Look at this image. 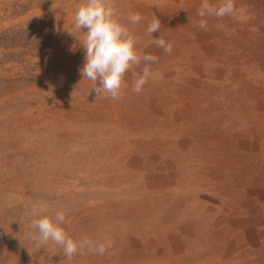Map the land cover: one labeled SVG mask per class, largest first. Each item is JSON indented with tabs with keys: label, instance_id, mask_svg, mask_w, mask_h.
<instances>
[{
	"label": "rangeland",
	"instance_id": "374dc122",
	"mask_svg": "<svg viewBox=\"0 0 264 264\" xmlns=\"http://www.w3.org/2000/svg\"><path fill=\"white\" fill-rule=\"evenodd\" d=\"M150 1L155 3L156 0ZM81 2L0 0V264H128L129 259L135 255L131 250L130 239L140 234V227L158 233L160 226H164L177 233L186 219L196 225L195 219H199L200 215V223L209 229L213 217L222 212L220 209L214 216L208 213L212 195L223 200L220 206L227 208L231 206L232 200L241 201L245 196L250 197L249 189L254 188L250 181L253 176L245 179L239 175L243 186L240 189L248 190L245 193L239 191V196H236L238 199L221 194L223 189H236L232 177L240 171L243 161L236 167L230 165L224 168V179L221 181L209 176L212 168L210 161H215V158L208 149L220 151V145L213 146L208 135H197V153L189 155L194 160L196 175L202 169L201 172L205 174L201 181L209 182L197 190L196 195H206L201 213L195 212L196 203L193 202L185 210L173 212L181 199L189 197L183 190L180 191V186L172 187L168 193L152 192L144 182L136 180L140 174L138 170L116 167L118 157L113 151L116 145H125L132 139L148 141L151 138L148 132L142 135L133 132V127H129L131 121L142 124L148 118L147 124L150 126L155 119L146 111L156 110L148 107L151 100L144 95V86L139 92L131 90L132 81L122 86V97L117 100L123 111L119 118L105 110L98 111L104 112L101 119L93 116L97 105L113 99L108 95L96 94L87 78L81 80L78 69L83 65V58L68 56V50L78 46L77 38L82 37L83 29H65L63 22L75 13ZM111 3L125 4V0H111ZM260 8L264 9V3L260 4ZM247 15L245 13V17ZM250 15H256L262 21V13L253 10ZM245 44V49L253 52L260 48L247 39ZM153 76L151 87L157 83L155 79L160 77V72ZM207 90L203 88L199 91L203 92L200 95L203 100L199 101L200 106L196 111H204L202 115L209 120L211 116H218V112L211 113L217 102L222 103L225 111H232L234 104L236 109L246 106L242 99L234 103L231 95H222L215 100ZM154 93L157 105L160 106L159 94ZM259 98L264 100V97ZM158 109L179 111L167 105ZM131 111L142 113L134 118ZM256 113L255 117L264 120V110ZM248 116H239L243 130L249 124ZM229 124L227 122V126ZM227 134L232 136L233 133ZM243 138L251 140L242 131L235 143L229 146L234 152L230 157H225L227 161L241 158L238 145ZM187 155L185 163L190 165ZM254 169L253 174L258 176L261 168L255 166ZM184 175L189 177L190 174L186 171ZM150 203L155 204L154 210L147 206ZM34 204L37 205L36 213L32 212ZM39 204L46 207L41 210ZM61 209L65 211L66 217V222L61 226L69 236L76 241L88 238L94 244L104 243L105 252L97 253L86 246L69 259L65 257L60 245L52 241L41 243L36 229L31 225L32 219L39 215L54 217L56 211ZM243 209L248 215L254 212L253 216L261 211H258L257 205H244ZM134 210L135 216L131 217ZM256 228L257 241L240 242L239 251H232V243H237V235L229 232V241L216 247L217 262L214 264L235 261L248 264L243 251L247 257L250 255L253 264H264V214ZM200 233L199 241L206 237V240L211 239L210 235L203 236V229ZM194 241L196 243V239Z\"/></svg>",
	"mask_w": 264,
	"mask_h": 264
},
{
	"label": "bare ground",
	"instance_id": "6f19581e",
	"mask_svg": "<svg viewBox=\"0 0 264 264\" xmlns=\"http://www.w3.org/2000/svg\"><path fill=\"white\" fill-rule=\"evenodd\" d=\"M208 2L213 6H219L223 0H208ZM232 3L233 12L230 15L223 17L206 15L203 17L207 22L206 28H200L198 24L201 19L198 15L201 10V0H156L155 3L150 0H125V4L112 5L119 14L120 22L126 25L136 37L137 50L141 54L150 53L158 57L155 63L150 64L152 75L144 85L143 91L144 95L151 100L148 107L156 110L146 112H150L149 116L155 120H152L150 126L147 124L148 118H146L147 122L142 124L132 120L129 125V127H133V132L139 135L148 132L151 138H148V141H143L140 138L132 139L125 145L115 144L113 151L118 157L116 167L125 166V168L138 170L140 174L136 180L144 182L147 189L152 192L165 191L168 193L172 187L180 186V191L183 190L189 197L181 199L173 212L178 213L185 210L193 202L196 203L195 212L201 213L206 195L204 193L196 195L197 190L201 185H206L209 182L201 181L205 174V172H201L202 169L199 170L198 176L196 175L194 160L189 155L197 153L195 148L197 135H208L213 146L220 145V151H214V148L208 149L215 158V161H210L212 168L210 167L209 176L212 175L217 181H221L224 179V168H229L230 165L236 167L243 161L242 167L244 168L240 167L239 171L241 173L235 172L237 175L230 176L234 178L233 183L236 189L234 191H224L223 189L221 194L224 197L225 195L236 197L239 196V191L245 193L248 190L240 189L243 186L239 175L245 179L253 176L250 181L254 187L249 189L250 197L245 196L241 201L232 200V207L226 206L227 208L220 206L221 202L224 203L223 200L216 199L213 197L215 195H212L208 213H213L214 216L220 209L222 212L213 217L209 229L201 224L200 215L199 219L197 217L195 219L196 225L190 219L183 220L180 232L177 233L171 232L164 226H160L158 233L155 230H144L143 227H140V234H134L135 236L130 239L131 250L135 255H133V259L128 258V264H214L217 262L216 251L218 250L216 249L223 242L229 241V232L237 235L238 244L235 241L232 243V251L239 249L240 242L257 241L256 226L264 214V120L255 117L256 111L264 110V100L258 99V97H264V86H262L264 84V9L260 8V4L264 3V0H232ZM253 10L258 14L262 13V21L256 15H250ZM130 12L141 14L142 19L138 24H131L127 20ZM245 13L248 14L247 17H245ZM73 16L74 13L70 14V18L63 22L65 29H74L72 27ZM154 18L160 21V29L153 32L152 36L146 32V28ZM159 36L172 43L171 52L166 53L152 43L153 37L159 38ZM246 39L259 45L260 48L255 52L246 50ZM72 55L83 58V49L79 44L77 47H73V50H68V56ZM142 66L143 61L140 67L135 68L134 71L139 72ZM130 72L126 73V84L133 81L132 72ZM157 72H160V77L155 79L157 83L151 87L154 83L151 78H154L153 75ZM88 82L90 86H97L92 81ZM203 88H208L207 92H210L215 100L222 95H231L233 99H230L234 100V103H238L239 99H242L246 106L236 109L234 104L231 107L232 111H225L222 103L217 102L211 113L218 112V116H211V120H209L202 115L204 111H196L198 105L200 106L199 101L203 100L200 96L203 92H199ZM154 92L159 94L161 107L167 105V107L177 108L179 111H163L164 108L159 110L160 106L157 105V97ZM121 97L119 96V98ZM117 100L113 99L97 105V111L95 114L93 113V116L101 119L104 112L98 113V111L105 110L115 118H119L123 111H121L120 101ZM162 100H165L164 103ZM246 111L253 113L248 114ZM141 113L142 111L137 113L131 111L134 118ZM242 114L249 115V124L244 130L241 129L239 121V116L241 117ZM227 122H230L229 126H227ZM242 131L248 134L251 140L243 138V141L238 145L240 159L227 161L225 157L234 152L229 146L235 143L236 137ZM227 132L233 133L232 136H228ZM186 155L189 157L190 165L185 163ZM255 166L261 168L258 176L253 174ZM186 171L187 174H190L189 177L184 175ZM206 174L208 175V173ZM236 199L238 198L236 197ZM244 205L245 207L257 205L258 211L261 209L257 213L259 216H253L254 212L252 211L249 215L245 214ZM147 206L151 210L155 209L153 203L147 204ZM130 216H135V210ZM198 222H201V227ZM202 229L203 236L210 235V240H206V237L199 241ZM192 241L194 242L192 243ZM243 253L247 263L253 264L250 255L247 257L246 252L243 251ZM243 253L242 259H244ZM228 264L240 263L235 261Z\"/></svg>",
	"mask_w": 264,
	"mask_h": 264
},
{
	"label": "clouds",
	"instance_id": "9594fccd",
	"mask_svg": "<svg viewBox=\"0 0 264 264\" xmlns=\"http://www.w3.org/2000/svg\"><path fill=\"white\" fill-rule=\"evenodd\" d=\"M232 12V0H223L219 6L211 5L208 0H201V10L198 12L201 17L198 21L199 27L206 28L207 22L203 19L206 15L223 17ZM118 15L111 0H82L75 10L72 25L76 30L84 29L82 37H76L79 46L83 49L84 62L78 69L81 80L87 78L92 81L97 85L93 89L96 94L108 95L112 99H118L121 95L122 86L126 84L124 77L129 71H132L135 77L131 90L141 91L152 75L150 64L158 59L156 55L141 54L137 50L136 37L120 22ZM141 19L139 12H130L127 16L131 24H138ZM159 29L160 21L154 18L148 23L146 32L152 35ZM152 43L166 53L171 52L172 43L160 36L153 37ZM142 61L143 66L140 71H134L135 68L140 67ZM45 207L44 204H39L41 210ZM32 212H37L36 204L33 205ZM65 222V211L61 209L56 211L54 217L37 216L32 219L31 225L36 229L41 243L52 241L60 245L66 258L70 259L78 250L83 251L86 246L97 253L105 252L104 243L94 244L88 238L74 240L61 226Z\"/></svg>",
	"mask_w": 264,
	"mask_h": 264
}]
</instances>
